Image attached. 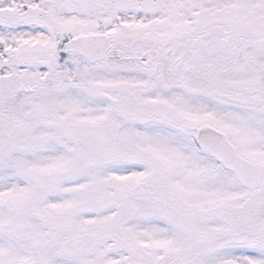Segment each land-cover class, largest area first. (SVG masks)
Listing matches in <instances>:
<instances>
[{
    "label": "snow or ice",
    "instance_id": "1",
    "mask_svg": "<svg viewBox=\"0 0 264 264\" xmlns=\"http://www.w3.org/2000/svg\"><path fill=\"white\" fill-rule=\"evenodd\" d=\"M0 264H264V0H0Z\"/></svg>",
    "mask_w": 264,
    "mask_h": 264
}]
</instances>
